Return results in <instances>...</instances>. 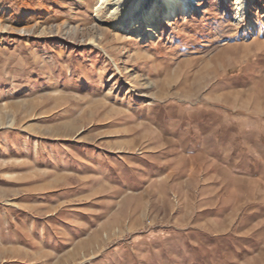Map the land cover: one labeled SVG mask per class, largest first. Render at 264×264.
I'll return each mask as SVG.
<instances>
[{
    "label": "rangeland",
    "instance_id": "obj_1",
    "mask_svg": "<svg viewBox=\"0 0 264 264\" xmlns=\"http://www.w3.org/2000/svg\"><path fill=\"white\" fill-rule=\"evenodd\" d=\"M99 1L0 0V206L49 205L69 188L75 203L96 190L109 206L131 205L127 178L182 140L184 126L264 120V0L241 18L235 0H202L149 39L100 21ZM163 180L140 193L134 252L128 234L114 237L109 261L264 264L263 203L201 209L199 195L183 202Z\"/></svg>",
    "mask_w": 264,
    "mask_h": 264
},
{
    "label": "crops",
    "instance_id": "obj_2",
    "mask_svg": "<svg viewBox=\"0 0 264 264\" xmlns=\"http://www.w3.org/2000/svg\"><path fill=\"white\" fill-rule=\"evenodd\" d=\"M243 119L235 117L212 126L202 123L192 130L184 126L182 140L172 142L170 149L158 150L165 155L153 159L151 167L133 170L127 178L124 188L138 194L131 205L124 200L119 206H109L107 197L96 190L75 203L74 198H66L72 197L69 188L67 196L58 194L49 205L24 201L0 206V264H121L109 261L120 249H107L108 243L128 234L134 252L140 236L133 232L143 219L140 210L145 209L140 193L156 192V179H166L162 189L166 185L171 192L176 189L183 202L184 195L195 192L202 199L201 209L212 205L215 210H227L244 202L264 207V120L253 113ZM205 192L215 197L203 199ZM142 235L144 242L150 233ZM96 248L97 260L76 263L78 256ZM144 248L149 253L150 243Z\"/></svg>",
    "mask_w": 264,
    "mask_h": 264
},
{
    "label": "bare ground",
    "instance_id": "obj_3",
    "mask_svg": "<svg viewBox=\"0 0 264 264\" xmlns=\"http://www.w3.org/2000/svg\"><path fill=\"white\" fill-rule=\"evenodd\" d=\"M202 0H100L96 6L98 19L109 21L120 32L138 34L142 38H151L159 31L164 21L171 22L176 16L194 13ZM252 0H235L236 14L245 17L249 14ZM107 8L105 17H101ZM102 31L103 27H99ZM145 34V35H143ZM91 42L96 43V39Z\"/></svg>",
    "mask_w": 264,
    "mask_h": 264
}]
</instances>
